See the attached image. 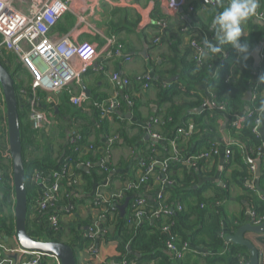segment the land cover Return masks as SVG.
Returning a JSON list of instances; mask_svg holds the SVG:
<instances>
[{
  "label": "trees",
  "instance_id": "1",
  "mask_svg": "<svg viewBox=\"0 0 264 264\" xmlns=\"http://www.w3.org/2000/svg\"><path fill=\"white\" fill-rule=\"evenodd\" d=\"M221 2L227 4L228 0H221ZM203 5L205 8L210 9L211 20L217 12L223 10L222 7L218 6L217 1L215 5L212 6L205 5L202 0L201 6ZM258 5L257 10L264 16V0H258ZM193 7L194 11L189 12L192 21L195 22L194 16L197 7L194 5ZM260 21H264V19L259 20L255 15L243 25L244 36L241 37V40L243 41L246 39L248 41L250 51L264 41V22L261 24ZM184 24L187 25L188 23L185 21ZM197 30V32L201 34H198L199 37L203 38V29L200 27L199 29L197 28ZM207 30L211 34V37H213L214 33L212 28H207ZM164 35L165 31H162L154 36L152 38L154 44H158L156 38H159V41H161L163 37L165 38ZM177 38L179 37L171 36L168 38L173 53V57L169 59L168 64L171 63L172 67L170 69H165V67H163L160 69L161 71H159V73L164 76V78L167 76V73L169 75L178 74L180 78L174 82L169 81L170 87L163 86L164 79H153L155 85L161 89L163 93L162 101L164 103H170V107L167 109L168 111L164 114L165 116H161L165 119L163 131L168 135L167 138L169 140L163 143L164 146L163 144L160 145L145 140L144 137H140L143 129L138 128L135 124H132L131 127L138 128L139 135L135 134L130 138L127 132L129 120L124 117L126 120L120 121L122 119L118 118L119 115L116 113L117 111L111 112L110 114L121 124L117 130L118 133H116V136L118 138H123L124 142L131 146V148H133L137 142H142L144 147L150 146L152 149L156 147L161 148L162 152H165L162 155L164 156L162 157L163 160L174 157L175 153L172 150L173 145L171 143V141L174 140L181 155L186 158L198 153L202 149L210 148L212 144L202 146V142H199L192 148L191 152L183 154L179 148L182 139L186 138L191 140L193 136L199 133L203 135H211L210 133L214 135L217 134L218 132L216 131L219 129L217 120L222 118V114L212 110H205L198 118H195L194 121H190L195 124L192 134H179L178 128L181 127L180 124H182V122L188 124L189 122L188 112L184 115H180V112L191 104L184 102L178 105L175 102L176 98L186 97L193 105L199 107L202 106L204 99L208 97L206 96V92L208 91V93L214 94L217 102L226 103V109L229 114H244V107L248 104L249 110L244 114V120L236 127L229 126V130L234 137V142L226 145L232 153L230 158L225 161L224 171L222 172L221 179L225 187L219 186L212 197H204L203 192L205 190L199 188L194 190L193 188L197 183L198 174L212 176L216 169V161H218L220 156L214 157L207 163H202L199 170L189 166L184 159L179 161L172 160L165 169L159 166L157 167L158 170L155 168L154 173L149 174L144 181H141L145 174L139 166L140 160L144 159L149 162L151 160H158L157 157H159L155 152H150V150L148 157L146 147L144 150L147 154L145 153L143 158L138 157V159H135L140 173L134 177V182L130 183L128 185L129 187L124 189V193L121 194V197L114 196L119 193L117 191L103 193V185L101 184L108 176L109 167L113 168L111 165L100 164L102 158L109 162L108 153L106 152L107 143L101 144L99 141L100 135H110V124L108 121L110 115L102 117V110L98 106V104L106 99V96L94 92L90 98L86 99L82 106H78L74 104L72 100L70 101V96L66 93L63 97L62 105L58 107L56 114L51 111L50 122L40 129H34L32 127V129H30L23 121L24 117L21 112V100L19 103L23 158L26 170V188L29 205L31 206V204L37 202L43 190L40 182L36 181V173H38L47 184L56 181V178L59 176L61 177L59 180L60 190L56 202L58 210H63L68 206H72L74 209L77 203L76 200L79 202L83 201V198L79 200L75 197L74 191L79 192L81 195L85 194L86 196L94 193L92 207L100 209L102 212L101 216L104 215V221H106L103 227L105 231L103 237L107 240L110 237V232L108 233L107 230L109 224H114L119 231L118 234L121 239L118 241L120 260H131L139 254L140 257L135 259L137 264H171V260L164 249H166L169 237L174 235L178 245L185 242L190 245L192 243L196 245L204 244L210 251H214L212 254L205 257L206 264H241L242 257H244L246 253H249V250L245 246L232 243L229 244L224 253L221 252L225 244L224 239L221 237L222 220L229 223L233 230H237L242 225L250 223L249 221H251L252 217L254 220L264 218V198L259 196L257 190L249 188V184L252 183L254 179L256 180L255 171L252 169L254 164L251 160L260 158V176L257 178L259 189H257L264 194V137L260 132L254 131L259 108L264 107V80H261V83H259L255 98L246 102L244 98L249 91H253L259 75V70L254 66L251 55L247 61H242L237 52L231 48L230 45H224L223 49L228 54V57L224 59L225 63H220L222 56V54H220L219 56H208L204 63L199 66L191 59L192 51L189 45L184 52L180 51L179 46L183 44V41ZM1 40L2 36L0 35V42ZM148 44L150 43L148 42ZM0 54L1 62L12 74L16 91L19 92V90L25 89L24 83L26 78L28 79V71L23 67L18 57L12 51L1 48ZM104 61L105 60L99 61L103 69H105ZM260 67V72L262 77H264V59ZM213 70H216V75H213ZM102 72L103 70L98 71L92 67L88 70L86 75L94 77L96 83H98V81L102 79L100 78ZM131 81L133 82L134 88L132 90L126 89L124 93L129 92L131 94L134 103L131 108L132 113L137 115L136 109L139 98L137 93H139L140 90V82L134 78H131ZM203 83L206 84L205 90L200 89ZM28 91L32 93V84L29 86ZM46 92L39 89L36 90V93L44 97H47ZM119 100L122 105V110L118 111H125L126 106L123 98ZM88 102H90L88 108L93 111L91 115H89L88 110L85 109L87 107L85 104ZM4 105V99L0 92V168L2 170V177L0 178V239L2 240L4 237L12 238L16 236L15 217L12 209L14 184L11 172V160L8 154L6 117L2 109ZM251 111L253 115L248 116ZM122 115L124 116L123 112ZM169 118H172L170 122H168ZM53 121H55V123H53ZM47 130L49 131L46 132ZM73 130L77 131V135L79 136L77 142L74 143H72L70 139L72 135L71 131ZM66 133H68L67 138H69V140H66ZM92 136L95 137V142L90 141V137ZM114 144H117V141L116 143L114 141L111 145ZM150 147H148V149H150ZM31 148H33V151H30ZM87 163H90L89 169L84 170L82 166ZM209 164L210 166L206 167ZM159 172L163 177L158 176ZM172 172L176 173L173 175ZM156 177L158 181H163L162 187H160V184H158L159 187L154 186L156 185ZM74 178L80 180L79 184L73 182ZM164 181L174 182V186L165 188L164 184H166V182L164 183ZM232 185L239 186L242 189V199L246 201V206L243 213L239 216L228 219L224 202L228 197V189ZM99 191L103 195L102 199L97 197ZM143 191L145 193L152 192L154 196H151L152 199L150 201L146 197L147 214L140 223H137L132 216V204L143 194ZM159 192L163 193L162 203L171 210V212H169L167 216L161 218H147L152 211L158 209L157 196L155 195ZM167 193H171V196L167 197ZM145 196H147V194ZM191 197H196L194 203H189ZM126 198H130L127 221L125 217H121L119 209V207L124 204L123 202H125ZM179 204L183 206L181 210L178 209ZM247 208L248 212L246 213ZM64 213H68V211H64ZM250 213H252V216ZM93 223L94 221L92 224ZM164 224L171 225L168 232L163 230L162 227ZM206 229H208L210 233L211 240L209 242L202 239L206 235ZM27 230L34 239H45L49 237V239L61 241L59 237L61 236V231L55 233V231L48 226V214L46 213L29 216ZM74 233V242L68 244L73 247L75 252L77 250H87L90 246L95 244L94 236H86L82 231L77 232L76 229ZM257 237L264 243V232L258 233ZM128 248H131V250ZM194 254L199 255L198 253L187 252L181 260L174 258L175 264H200L198 259H193Z\"/></svg>",
  "mask_w": 264,
  "mask_h": 264
},
{
  "label": "crops",
  "instance_id": "2",
  "mask_svg": "<svg viewBox=\"0 0 264 264\" xmlns=\"http://www.w3.org/2000/svg\"><path fill=\"white\" fill-rule=\"evenodd\" d=\"M33 0H15V2L19 3V7L22 8L23 11H28L29 7ZM69 4L68 12L58 21L57 25L54 28V32L57 34H62L69 31L71 28L75 26L79 17H85L87 22L94 24L99 30L101 31V35H83L79 34L77 36V40L80 42H89L91 44H95L97 48H102L106 41L107 37L114 36L116 40V45L121 44L123 46L124 53L130 57L129 61H125L124 59L112 58L107 59L104 61L105 69H103L102 65L97 62L93 67L95 69L103 70L100 74V81L96 83V79L90 75H84L82 84L78 86L77 84H70L63 88L60 91H45L47 97H44L36 92L27 93L25 95L20 96L21 100V112L23 113V121L28 125L30 129L33 128L32 126V114L35 110H44L51 115V111L56 114L58 107L61 106L63 102V97L66 93L70 96V101L73 96L80 95L82 92L85 93V88L89 90V97L95 93L99 95L106 96V99L109 98H123L124 91L126 89L132 90L133 82L131 78L139 81L140 83V90L137 95L138 98V105H137V115L132 113V107L128 110L122 111L124 116L122 115L121 111L117 110V114L119 115L118 118L122 119L120 121L129 120V128L127 129L129 137H133L135 134H138L139 129L142 128V134L140 137H144L148 134L146 131V125L148 123L153 124V131L158 133L161 137L158 139L159 141L154 142L148 140L150 142L158 143L162 145L165 141L169 140L163 131V127L165 126V119L161 116H165V112H167L168 108L170 107V103H164L162 101L163 93L161 89H159L155 83L153 82L152 85L144 88V74H151L150 76L153 77L154 80H167V81H176L180 77L179 75H169L164 78V76L160 75L159 71L163 67L165 69H170L172 64L169 63V59L173 57V53L171 50V44L168 41V38L171 36L179 37L183 44L179 46L181 52L187 49L188 46V37L181 32V27L184 25V22L188 23L187 25L190 26L191 30L197 35L199 34L197 28L200 27L203 29V37L208 38L210 37V33L207 28H212L211 23V11L209 8H205L202 5V0H188L189 4H193L196 9V13L194 16L195 22L192 21L190 12L187 8H182L181 10L174 12L167 6L166 0H65ZM159 19H165L169 21L168 28L165 29V38L158 42V44H154L152 41L153 37L158 34L156 21ZM198 21V22H197ZM197 22V23H196ZM203 27L202 26V24ZM53 33V34H55ZM201 35V34H200ZM177 38V39H179ZM148 42L150 44H148ZM179 60V57H178ZM100 61V60H99ZM101 67V68H100ZM27 70V69H26ZM29 73V72H28ZM118 73L120 78L116 82H111L112 76ZM22 74V72H21ZM20 75V73H19ZM23 76V74H22ZM102 76V77H101ZM30 77V78H29ZM26 78V77H25ZM256 78H257V71H256ZM126 80L129 81V85L127 86ZM153 80V81H154ZM24 88L29 90V86L32 84L31 76L29 74L28 79L26 78ZM200 89L205 90L206 84L203 83L200 86ZM1 92V87H0ZM2 93V92H1ZM20 94L19 92H17ZM86 95V94H85ZM207 98H209L208 91L206 92ZM102 101V102H103ZM175 102L178 105L186 102L187 104H191L190 106L186 107L184 110H181L180 115L187 114L189 115L188 121H194L195 118H198L200 114L203 112L201 106L196 107L192 104L186 97L176 98ZM134 104V103H133ZM87 107L85 108L88 110V114H93V111L88 108L90 102L86 103ZM84 107V106H83ZM4 115L6 117V112L4 107H2ZM51 109V110H50ZM201 109V110H200ZM132 113L131 118H127L126 114L128 112ZM121 112V113H120ZM222 118L218 119L217 122L219 124V129L216 131L217 134L211 135H203L202 133L193 136L191 140L189 139H182L180 143V150L183 154L191 152L192 148H194L199 142H202V146H206L207 144L219 143L221 146H226L234 142V137L232 136L229 126L232 121V117L225 113H221ZM126 119H125V118ZM174 119V118H173ZM158 120V122H155ZM172 118L168 119L170 122ZM108 121L110 124V135H100L99 141L101 144L107 143L106 152L108 153V161L102 158L100 164L102 165H111L113 168L109 167L108 176L105 178L103 183V193L109 192H120L124 193V189L129 187L128 185L134 182V177L140 173V169L135 161L138 157L143 158L145 155L144 148L147 149L149 157V150L150 152H155V154L159 157L158 160H163L162 156L164 153L162 152L161 148H154L152 149L150 146H145L142 142H137L133 148L127 145L124 142L123 138H118L116 133H118V128L120 127V123L115 119L113 115L108 117ZM174 121V120H173ZM188 122V123H189ZM55 123V121H53ZM227 123V127L225 130L222 129V125ZM132 124L138 126V128L131 127ZM181 127L185 126L186 123L180 124ZM32 127V128H31ZM45 127V126H44ZM50 130V128H49ZM47 130L46 132H48ZM7 131V130H6ZM75 131V130H73ZM71 131V132H73ZM77 132V131H76ZM7 134V133H6ZM260 134L264 137V113H263V120L260 127ZM68 133H66V140ZM227 136V137H226ZM107 137V138H106ZM95 137H90L91 142H95ZM146 140V139H145ZM117 141V144L111 145L113 142ZM170 142V141H169ZM8 143V141H7ZM164 146V144H163ZM150 147V149H148ZM172 150L174 151L173 147ZM33 151V148L30 149ZM9 154V152H8ZM10 156V155H9ZM156 157V156H155ZM11 160V158H10ZM216 169L213 172L212 176L209 175H202L198 174L197 176V183L193 186L194 190L199 188L205 190L203 192L204 197H212L215 194V191L218 190V187H225L224 182L222 181V172L224 171L225 165V158L221 155L216 161ZM210 166L207 165L206 167ZM205 167V168H206ZM158 170V168L156 169ZM11 172H12V164H11ZM157 173V172H156ZM176 172H172L174 175ZM158 176L163 177L162 174L159 172ZM163 186V181H158L156 177V185L155 187ZM165 188H170L174 186V182L170 184H164ZM250 185V184H249ZM74 195L79 200H76V205L74 209L70 210L68 213H63L61 215L62 225L60 229L56 232H60L59 236L61 241L66 243H72L75 239L74 230L76 229L77 232L88 233V229L91 226L93 221L98 220V224L100 228L104 227L106 221L104 215L101 216L102 212L100 209H96L92 207V201L94 199V193L92 195L86 196L85 194H79V192L74 191ZM147 194V198L150 201L152 198L151 196L154 194L152 192L145 193ZM243 191L239 186L232 185L228 189V197L225 203V211L227 213L228 219H232L235 216H239L243 213L246 201L242 199ZM14 195V193H13ZM12 195V209L14 213V198ZM179 195V193H178ZM193 195V194H191ZM171 196V193H167V197ZM196 197H191L189 199V203H194ZM152 202V201H151ZM124 203V202H123ZM188 204V203H187ZM186 204V205H187ZM128 207L126 208V213L121 217H125L126 221L128 220ZM248 212V208L246 209V213ZM31 216V214H30ZM153 222V221H152ZM250 222V221H249ZM113 223V222H111ZM245 225V224H244ZM49 226V224H48ZM232 226L229 223H226L222 220V230H221V237L224 239V246L223 250L221 251L224 253L225 249L229 246V243L226 241V238L230 235H233L236 230L231 228ZM104 229V228H103ZM108 233L110 237L105 239L103 235L96 234L95 238V245L98 249V255H94L90 252L85 250H77L76 258L77 264H118L120 261V252L118 250V241L121 240L118 234V229L114 224H109L107 227ZM238 230V229H237ZM258 233L247 232L245 234V238L249 239L260 251H264V243L261 242L258 237ZM16 235V234H15ZM49 238V237H46ZM206 242H209L210 233L208 229H206V235L204 238ZM2 240V239H0ZM5 244L12 243V247H18L16 236L12 238L4 237L3 240ZM10 246V245H8ZM191 248L194 253L193 259H198L200 264L205 263V257L212 254L214 251H210L208 247L204 244L196 245L191 244ZM131 250V248H128ZM165 253L169 256L171 260V264H175L173 254L164 249ZM193 254V253H192ZM248 254V255H247ZM250 253H246L244 259L249 258ZM140 255L137 254L135 259L139 258ZM6 259L10 260L9 264H19L18 261L23 258L22 254L15 252L13 254H8L5 256ZM41 264H54V261L51 257H47Z\"/></svg>",
  "mask_w": 264,
  "mask_h": 264
},
{
  "label": "built area",
  "instance_id": "3",
  "mask_svg": "<svg viewBox=\"0 0 264 264\" xmlns=\"http://www.w3.org/2000/svg\"><path fill=\"white\" fill-rule=\"evenodd\" d=\"M15 0H0V35L2 40L0 42L1 48H5L12 51L22 63L23 67L27 69L32 77V92H36L37 89L43 91H60L70 84H82L83 76L91 69L99 60H107L112 58L124 59L129 61L130 57L127 56L123 51V46L121 44L116 45V40L114 36L107 37V41L102 48H97L95 44L89 42H80L77 40L79 34L83 35H101V31L94 24L87 22L85 17H79L77 23L69 31L57 34L54 32V28L58 21L68 12L69 4L65 0H33L28 11H23L19 9L15 3ZM217 0H203L205 5H215ZM168 8L172 11L177 12L184 7L191 12L194 11L193 5H189L188 0H166ZM256 17L259 20H263V14L256 10ZM169 21L165 19H159L156 21V27L158 28V34L168 28ZM181 32L188 37V45L191 48L192 56L191 59L195 61L199 66L204 63L207 57L202 58L200 51L203 48V40L199 35L195 34L190 26L183 25L181 27ZM55 33V34H53ZM208 39H213V37H208ZM156 42H159V38H156ZM225 55L222 54L220 63H225V58L228 54L226 51ZM260 58L264 59V41L262 43V49L260 53ZM260 65L258 67L259 75L258 80L252 91V98L256 96V91L258 89L259 83H261L262 74L260 72ZM101 68V67H100ZM216 70H213V75H216ZM151 74H145L144 88L152 85L153 77ZM120 78L118 73L112 76L111 82H116ZM231 78V77H230ZM127 86L130 84L128 80L125 81ZM164 87H170V83L164 80ZM29 94L30 92L26 89L20 90V96ZM88 99L84 92L80 95L73 96L72 102L78 106H82L84 102ZM123 100L125 102L126 110L133 106L132 96L129 92L123 94ZM99 108L102 110V117H107L111 112H116L117 110H122V105L120 100L117 98H109L100 104ZM203 111L212 110L220 113H227L226 103L217 102L213 93H209V98H205L201 106ZM248 111V110H247ZM246 111V112H247ZM245 112V113H246ZM244 113V114H245ZM264 107L259 108L258 117L255 121V132H260V127L263 120ZM244 114L231 113L232 117L230 123L231 126H238L245 118ZM252 111L248 116H252ZM50 122V115L44 110H35L32 114V126L34 129H40L46 126ZM155 122H158L156 120ZM195 128L193 122H189L183 127L178 128L179 134H192ZM146 131L148 134L155 139H159L161 136L153 131V124L150 122L146 125ZM78 132L73 131L70 137L71 142H77L79 137ZM172 147L174 149V157H169L160 160H151L147 162L144 159L140 160L139 166L144 172L145 176L141 179L144 181L145 178L154 173L155 168L161 166L163 169L170 163V161L183 160L192 168L199 170L202 163H207L216 156L223 155L225 161L231 156V150L227 146H221L219 143H213L210 148L202 149L198 153L184 158L175 141L172 140ZM103 163V161H100ZM105 162V160H104ZM86 167L90 166V163L84 165ZM255 171V165L252 167ZM2 177V170L0 168V178ZM36 181L40 182L43 190L35 204H31L29 210V216L31 214H48V224L53 231H58L61 227V215L64 211H70L73 209L72 206L65 207L63 210L56 206L58 200V192L60 190L59 180L61 177H57L56 181L49 184L41 178V176L35 174ZM73 182L79 184L80 180L74 178ZM166 181H164L165 183ZM172 182H166L170 184ZM256 180L254 179L250 183L249 188L252 190H257L259 196L264 198V194L257 189ZM100 190V189H99ZM101 191V190H100ZM97 194L99 199L103 198L102 191ZM122 193H117L114 196L121 197ZM157 196L158 209L151 212L147 218H161L167 216L171 210H169L163 203V193L159 192ZM147 199L145 194H141L132 204V216L137 223H140L146 212ZM181 204L178 205V209H182ZM37 212V213H35ZM252 216V213H250ZM250 223L255 226H259L264 223V218L256 219L252 217ZM163 230L168 232L171 228L170 224H164ZM92 232V235L89 233ZM103 235L105 231L103 228L99 227L98 220L94 221L93 224L88 229V233H84L86 236H95L96 234ZM166 249L169 250L175 259L181 260L187 252H193L191 245L187 242L178 245L176 243V237L171 235L167 241ZM88 252L98 255V249L95 244L87 249ZM18 252L22 254L23 258L18 261L19 264H41L45 258L51 257L54 264H61L60 259L55 255H49L43 252H33L25 250L18 247H12L5 244L0 240V264H9L10 260L6 259L5 256L8 254H13ZM244 257H242V260ZM241 260V264H242ZM260 260L264 264V251H260ZM119 264H137L136 261L121 259Z\"/></svg>",
  "mask_w": 264,
  "mask_h": 264
},
{
  "label": "water",
  "instance_id": "4",
  "mask_svg": "<svg viewBox=\"0 0 264 264\" xmlns=\"http://www.w3.org/2000/svg\"><path fill=\"white\" fill-rule=\"evenodd\" d=\"M264 21H260L263 24ZM262 49V43L257 45L251 50V56L253 58V64L255 67H259L261 58L260 53ZM1 55V54H0ZM97 65V63H96ZM0 87L2 96L4 99V109L6 112V124H7V141L8 150L11 158L12 164V178L14 184V217H15V234L17 243L20 248L33 251V252H43L49 255L57 256L61 264H77L76 253L73 247L63 241L53 240L49 238L45 239H34L27 230V221L29 217L30 205L28 201V194L26 188V170L24 166L23 158V145H22V135H21V124H20V95L17 93L14 85V79L12 74L4 66L0 60ZM86 97H89V90L84 89ZM252 98V92L249 91L246 96V102H249ZM202 109V108H201ZM200 109V110H201ZM203 110V109H202ZM249 110L248 104L244 107V112ZM127 118L132 117V113L129 111L126 114ZM227 123L222 125V129L225 130ZM227 137V136H226ZM146 140H151L154 142L159 141L158 139L152 138L149 134L145 136ZM234 141V140H233ZM251 162L255 165V176L256 185L258 187L257 178L260 176V165L261 160L253 159ZM84 170H88L89 167L82 166ZM130 198H126L123 205L119 207L121 214L126 213V208L128 207ZM247 232L252 233H262L264 232V223L255 226L251 223L242 225L236 230L233 235L226 238L229 243H234L238 245L245 246L249 250V258L243 259L242 264H262L260 260L259 249L247 238L245 234ZM92 235V232L89 233Z\"/></svg>",
  "mask_w": 264,
  "mask_h": 264
},
{
  "label": "clouds",
  "instance_id": "5",
  "mask_svg": "<svg viewBox=\"0 0 264 264\" xmlns=\"http://www.w3.org/2000/svg\"><path fill=\"white\" fill-rule=\"evenodd\" d=\"M217 4L223 10L217 12L211 21L214 36L211 40L207 37L203 40L201 57L225 55L223 46L230 45L242 61H247L251 51L248 41L241 40L244 36L243 25L255 16L258 0H228L227 4L217 0ZM261 79L264 80V77Z\"/></svg>",
  "mask_w": 264,
  "mask_h": 264
},
{
  "label": "rangeland",
  "instance_id": "6",
  "mask_svg": "<svg viewBox=\"0 0 264 264\" xmlns=\"http://www.w3.org/2000/svg\"><path fill=\"white\" fill-rule=\"evenodd\" d=\"M14 3H15V5H16L19 9L22 10V8L19 7V3H18V2H15V1H14ZM30 76H31V75H30ZM31 80H32V77H31ZM25 89L27 90V88H25ZM13 198H14V195H13ZM8 245L12 246V243H9Z\"/></svg>",
  "mask_w": 264,
  "mask_h": 264
}]
</instances>
